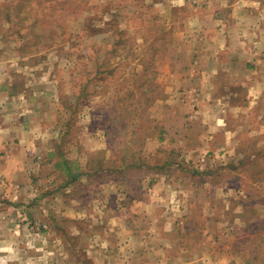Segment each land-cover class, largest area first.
I'll return each instance as SVG.
<instances>
[{"label":"rangeland","instance_id":"1","mask_svg":"<svg viewBox=\"0 0 264 264\" xmlns=\"http://www.w3.org/2000/svg\"><path fill=\"white\" fill-rule=\"evenodd\" d=\"M169 1L0 0V52L14 45L19 55H41L38 60L45 59L57 77L61 71L63 96L50 142L55 167L32 172L27 189L16 185L13 190L14 197L24 198L0 205V264H123L120 249L134 248L137 238L126 241L117 232L130 228L140 233L151 222L141 214L140 203H147V197L136 186L153 183L154 175L183 181L192 173L190 166L198 168L191 162L198 157L185 155V148L196 142L181 139L187 127L181 118H194L198 109L182 108L179 93L171 94L179 100L176 108L157 106L169 96L153 68L156 58L162 62L175 53L192 57L208 46L196 38L195 29L184 26L190 11L169 9ZM185 5L191 13L201 11L193 15L207 21L209 37H215L212 28L223 19L226 36L246 38L256 52L264 53V0H186ZM183 31L190 34L191 45L179 41ZM229 83L228 76H218L214 88L224 90ZM233 88L247 97L245 86ZM240 112V120L247 118ZM252 112L246 130L262 133L253 140L240 133L241 154L219 167L226 168L221 178L232 177L239 186L240 212H250L243 203L251 195L259 200L253 211L262 209L264 218V130L259 128L264 109ZM166 124L177 130L175 136L166 137ZM200 128L189 127L186 133L193 137ZM93 131L97 135L82 144L84 134ZM155 134L161 136L158 147L148 141ZM75 156L94 170L77 182L70 176L77 170ZM160 207L158 215L167 205ZM260 262L264 264L263 255Z\"/></svg>","mask_w":264,"mask_h":264},{"label":"crops","instance_id":"2","mask_svg":"<svg viewBox=\"0 0 264 264\" xmlns=\"http://www.w3.org/2000/svg\"><path fill=\"white\" fill-rule=\"evenodd\" d=\"M185 2L170 0L168 7L188 9L190 15L183 21L184 26L190 32L195 29L196 38L208 47L206 51L196 50L192 57L175 53L162 62L156 58L153 70L157 83L165 86L164 92L169 96L166 102L157 101V106L160 103L166 108H176L179 100L171 94L179 93L183 98L182 108L198 109L199 115L194 118H181L182 125L187 126L181 139L196 142L193 147L185 148V155L198 157L197 161H191L198 168L194 170L190 166L189 171L201 175V180L193 179V174L188 173L183 181L154 175L153 183H139L136 187L147 197V203H140V211L151 222L140 233L130 228L117 232L118 237L137 238L134 248L120 249L119 260L123 264H263L260 256H264V245L257 228L260 226L264 235V218L262 209L253 211L259 200L247 196L243 205L250 212L241 213L239 186L232 177L229 181L221 178L226 168L219 166L227 163L225 159L241 154L240 133L251 140L262 133L261 129L246 130V126L249 114H254L252 110L264 109V53L256 52L246 38L226 36L223 19L212 28L215 37H209L207 21L197 20L193 15L201 11L191 13ZM189 38L190 34L183 31L179 41L190 43ZM240 45L249 51L236 52ZM18 51L13 45L0 52V205L14 202L16 185L28 188L32 172L38 168L53 170L56 162L52 152L55 146H50V142L58 128L62 73L59 71L57 77L51 72L45 59L38 60L41 55L30 52L19 55ZM222 75L228 76L230 83L224 90L220 85L215 90L214 80ZM239 85L246 87V102L242 93L233 88ZM67 90L66 85L64 93ZM242 110L247 118L240 120L236 115ZM263 123L259 128L264 130ZM195 126L201 127L200 131L191 137L186 131ZM164 129L167 138L176 135L172 125L166 124ZM96 135L94 131L84 134L81 143L86 146ZM160 137L155 134L147 140L158 147ZM211 157L213 161L208 163L206 158ZM74 160L78 163L75 172L78 178L74 182L94 172L76 156ZM160 205H167V209L160 210L158 215ZM164 232L169 236L167 239H163Z\"/></svg>","mask_w":264,"mask_h":264},{"label":"trees","instance_id":"3","mask_svg":"<svg viewBox=\"0 0 264 264\" xmlns=\"http://www.w3.org/2000/svg\"><path fill=\"white\" fill-rule=\"evenodd\" d=\"M21 12H23L22 9H21ZM23 15H25V13H24ZM85 93H86V92H85ZM87 96H89V95H87ZM87 96H86V97H87ZM64 162H65V161H64ZM70 176H71V178H72L71 181H76L77 178H78V174H76V173H75V174H73V173L71 174V173H70Z\"/></svg>","mask_w":264,"mask_h":264}]
</instances>
